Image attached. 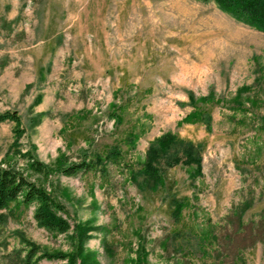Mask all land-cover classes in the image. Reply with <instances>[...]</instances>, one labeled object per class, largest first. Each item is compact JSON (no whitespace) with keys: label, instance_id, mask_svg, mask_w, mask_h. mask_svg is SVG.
<instances>
[{"label":"rangeland","instance_id":"rangeland-1","mask_svg":"<svg viewBox=\"0 0 264 264\" xmlns=\"http://www.w3.org/2000/svg\"><path fill=\"white\" fill-rule=\"evenodd\" d=\"M198 111L210 121H186ZM6 112L19 124L0 122V163L45 189L68 229L12 203L0 264L30 248L35 264H264V32L215 2L0 0ZM168 132L200 144L202 174L163 164L152 190L136 172ZM83 161L96 165L58 171ZM173 200H187L180 219Z\"/></svg>","mask_w":264,"mask_h":264},{"label":"trees","instance_id":"trees-1","mask_svg":"<svg viewBox=\"0 0 264 264\" xmlns=\"http://www.w3.org/2000/svg\"><path fill=\"white\" fill-rule=\"evenodd\" d=\"M213 1L218 7L231 14L236 19L264 32V0H203ZM211 119L208 113L193 112L187 116V122L204 120L209 122ZM13 121L19 124V117L15 113L6 112L0 114V122ZM20 132V130H18ZM123 157L121 151L115 149L109 154V158L117 160ZM202 152L200 144L184 140L175 134L168 132L154 140L146 152L144 162L140 170L136 173L142 177L141 183L149 189L156 190L164 184V175L161 166L173 167L178 164L195 165V175L202 172ZM93 161L81 163H69L63 165L58 171L65 175H74L81 171L88 172L95 167ZM29 168L38 174L48 175L52 169L38 160L29 158ZM135 174V173H134ZM187 200H173V216L180 219L182 209L187 205ZM22 203L26 206L35 205V218L38 223L50 231L65 232L68 224L57 215L60 206L51 198L48 192L39 187L34 181L19 170L5 167L0 163V219L4 220L3 210H7L10 205ZM37 250L30 248L25 255L23 251H16L12 259L17 264H35ZM43 256L54 259L64 258L63 254L45 252ZM142 262V261H141ZM139 264V263H138ZM143 264V262H142Z\"/></svg>","mask_w":264,"mask_h":264}]
</instances>
